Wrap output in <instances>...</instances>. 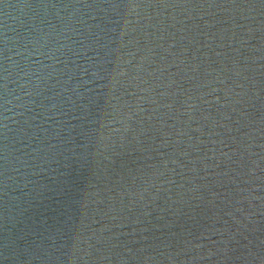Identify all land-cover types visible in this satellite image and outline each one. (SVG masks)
Here are the masks:
<instances>
[{"label":"water","instance_id":"1","mask_svg":"<svg viewBox=\"0 0 264 264\" xmlns=\"http://www.w3.org/2000/svg\"><path fill=\"white\" fill-rule=\"evenodd\" d=\"M0 264H264V0H0Z\"/></svg>","mask_w":264,"mask_h":264}]
</instances>
